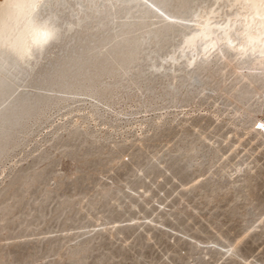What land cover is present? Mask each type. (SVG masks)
<instances>
[{"label": "rangeland", "instance_id": "374dc122", "mask_svg": "<svg viewBox=\"0 0 264 264\" xmlns=\"http://www.w3.org/2000/svg\"><path fill=\"white\" fill-rule=\"evenodd\" d=\"M199 1L189 0L190 7ZM130 6L138 4L125 8ZM143 7L150 11L148 17L130 18L126 25L139 21L169 25L164 40L173 37L178 42V31L185 24L163 13L165 18L148 4ZM120 20L125 19H115L114 25L120 26ZM152 47L153 35H149L142 48ZM230 56L216 55L192 69L191 76L205 73L203 87L188 85L183 64L175 71L177 79H172L168 68L144 73L148 61L141 59L144 84L162 82L143 96H128L134 100L128 98L129 107L121 105L115 111L120 114L117 120L111 121V114L99 109L93 122L87 108L80 107L93 108L91 103L70 107L80 112L67 108L53 113L54 109L45 115L48 122L35 131L31 142L30 136H18L16 129L25 122L20 111L27 97L61 95L33 85L53 69L34 72L45 59L32 60L26 66L34 72L31 83L16 87L22 78L0 80V171L4 170L0 172V264H191L193 257L200 264H216L219 253L212 250L210 261L201 260L202 249H194L189 237L200 243L219 242V238L234 245L239 242V257L233 256L229 264H243L245 258L264 264V226L250 229L248 225L249 220L257 224L264 213V155L260 154L264 135L255 129L264 112V96L259 95L264 83L258 80L260 75L236 70L238 61ZM0 60L6 63L1 68L12 66L16 73L23 72L10 54L0 52ZM215 62L209 77L208 70L201 68ZM136 76L130 72L125 79ZM165 79L174 84L171 92ZM157 92L172 104L159 107L160 101L152 98ZM183 92V97L191 94V98L177 102ZM146 99L158 109L135 113L136 105ZM235 109H244L242 116ZM224 110H230L227 120L215 122L213 114L222 115ZM140 121L146 122V128L139 132L133 123ZM117 125L122 130H116ZM192 146L202 149L197 166L189 164ZM19 150L20 155L10 161ZM243 161H248V175L244 179L241 170L233 180L230 171L234 173ZM224 167L228 171L221 173ZM235 180L246 191L238 202L227 189ZM137 217L153 223L140 219L135 225L128 223ZM102 221L120 227L97 231Z\"/></svg>", "mask_w": 264, "mask_h": 264}, {"label": "bare ground", "instance_id": "6f19581e", "mask_svg": "<svg viewBox=\"0 0 264 264\" xmlns=\"http://www.w3.org/2000/svg\"><path fill=\"white\" fill-rule=\"evenodd\" d=\"M133 3L138 6L125 8L126 5ZM190 3L189 0H0V52L10 54L20 63L23 71L19 74L12 66H8V69L1 68L6 63L0 60V80L17 81L16 79L24 78L32 81L36 69L33 73L29 72L27 64L32 60L45 59V62L39 64L37 68L39 67L43 73L52 68L53 73L48 72L42 84L47 89L61 94L57 97L25 98L20 111L25 122L17 127L18 136H30L29 141H34L35 131L48 122L47 118H44L47 113L54 109L53 113H56L67 108V112L75 110L80 112L78 107L74 109L70 107L86 103H91L94 107L89 108L86 105L80 107L87 108L89 118L93 122L96 120L94 111L99 109L108 111L112 117L111 121L117 120L120 114L117 115L115 111L121 105L129 107L127 100L130 96H143L145 91L162 82L144 84L140 76L141 59L148 61L151 70L168 68L167 73L172 79L176 78V69L178 72L180 65L183 64L181 71L188 85L203 87L206 81L205 73L198 72L191 76L192 69L198 63L213 59L216 55L228 54L238 61L236 70L246 69L249 74L260 75L258 80L261 84L264 83V39H262L264 4L260 3V0H201L197 5L190 7ZM144 4L150 5L158 12L161 11L165 18H175L185 24L179 27L178 42L173 37L164 40L169 25L142 21L126 25L125 22L130 18L148 17L150 11L143 7ZM181 7H184V10ZM115 19L125 20H120V26L117 27L114 25ZM64 31L67 34L60 36ZM149 35H153V47L143 49L142 46ZM50 41L53 43L47 46ZM216 62L201 69L208 70V76L212 77L211 70L216 66ZM226 62L232 64L230 58H227ZM134 63L137 67L131 69L130 66ZM130 72L137 74L135 80L125 79ZM169 80L165 79L163 82L167 85V91L171 92L174 84ZM21 85V82L16 83V87ZM259 95L263 97L264 90L260 91ZM118 96L122 97L118 98ZM183 96L184 92L177 102L191 98V94ZM8 97V95L4 96L2 101ZM152 98L158 99V103L160 101L161 108L167 103L172 104V100H168L161 92L154 93ZM131 104L132 102L130 106ZM154 104L146 99V102L136 105L134 112L158 109ZM243 110H236L235 113L242 116ZM128 112L132 110L125 111L121 115L125 116ZM153 115L155 113L150 117ZM262 119L264 112L258 118V122ZM145 123L134 122L133 127L140 132L146 128ZM116 130L120 131L122 127L117 125ZM114 132L122 136L126 135ZM20 153L19 150L12 154L10 161ZM201 153L200 147H191L189 154L191 166L198 165ZM238 163L236 169L242 168L245 179L248 175V161L243 164ZM228 168H220L221 173ZM0 172L3 173L4 170ZM236 181L232 183L229 181L231 184L227 189L229 194L231 191L235 193L233 198L238 202L246 191L243 185ZM253 221L249 220L248 225ZM211 240L208 239L209 242L215 241ZM215 242L220 243V241ZM234 256L239 257L238 252Z\"/></svg>", "mask_w": 264, "mask_h": 264}, {"label": "snow or ice", "instance_id": "6c2138e0", "mask_svg": "<svg viewBox=\"0 0 264 264\" xmlns=\"http://www.w3.org/2000/svg\"><path fill=\"white\" fill-rule=\"evenodd\" d=\"M260 3L264 4V0H260ZM262 39H264V37H262ZM214 108L218 109L219 105L218 104L214 105ZM229 111L230 110H225V112L222 115L218 114V113H214L213 114L214 121L217 123L224 122L228 118ZM203 114H207V113H203ZM255 129L259 130L261 132V134L264 135V119H262L260 122L255 124ZM228 139H232V138L229 137ZM260 154L264 155V151H262ZM240 171H241L240 168H237L234 173L232 171H230V175H232L233 180L237 178ZM140 175L143 176V173H140ZM140 192L142 194H144L145 190L140 189ZM146 194L150 195V193H146ZM133 211L138 212L139 208L134 205ZM137 219H140V220L148 223L149 225H151L153 223L150 218L145 221L143 217H137L135 219H130L128 221V223L135 225L137 223ZM257 225L264 226V213L261 214V218L257 221V224L250 225V229H255L257 227ZM119 227H120V224L108 225L107 222L102 221L101 227H98L96 230L100 231V230H103V228H119ZM219 239H220L219 244H217L215 241L207 242V243H200V242L192 239L191 237L188 238V242L193 245L194 249L195 248L202 249L201 256H200L201 260H203L205 262L210 261L211 256L209 253H210V251L215 250L219 253V258L217 259L216 264H229V261L236 254L239 242H237V244L234 245L230 241L223 240L222 238H219ZM191 264H200V261L197 260L196 257H193L191 260ZM243 264H253V262H252L251 258H245Z\"/></svg>", "mask_w": 264, "mask_h": 264}, {"label": "water", "instance_id": "95a60500", "mask_svg": "<svg viewBox=\"0 0 264 264\" xmlns=\"http://www.w3.org/2000/svg\"><path fill=\"white\" fill-rule=\"evenodd\" d=\"M40 68L38 67V68H36V70H39ZM147 70H149V66L147 65V64H144V73H146V71ZM148 72V71H147ZM162 72V71H161ZM32 81H27V80H25L24 78H22V81H21V83H23V84H29V83H31ZM36 88H39V89H44V90H49V89H47L46 88V86L45 85H43L42 84V81L41 82H36V81H34V84H33ZM50 91H52V90H50ZM186 164H187V166H189L188 165V159H187V161H186Z\"/></svg>", "mask_w": 264, "mask_h": 264}]
</instances>
